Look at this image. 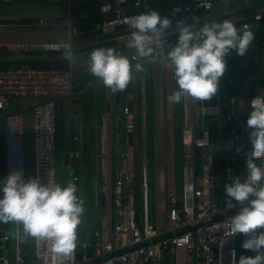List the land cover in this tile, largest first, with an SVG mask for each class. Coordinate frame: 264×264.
Wrapping results in <instances>:
<instances>
[{
    "label": "crops",
    "instance_id": "1",
    "mask_svg": "<svg viewBox=\"0 0 264 264\" xmlns=\"http://www.w3.org/2000/svg\"><path fill=\"white\" fill-rule=\"evenodd\" d=\"M113 0H0V27L26 26L44 27L45 31H0V66L14 67L25 62L57 61L65 57L72 75V97L56 98L54 102L56 171L62 179L61 185L69 181L77 185V194L83 198L84 214L77 227L79 241H90L92 232L99 227L108 236L114 220L112 205L113 175L118 168L122 147V101L123 94L131 91L134 96L132 110L136 117L137 128L134 135L137 154L144 152L152 173V201L156 215L151 222L158 227L164 225L168 209V198L181 193L178 187L175 169L182 163V131L185 128L199 130V124H205L210 131L209 151L219 160L225 154L236 153V146L246 143L248 130L245 124L251 111V99L264 96V82L251 84L250 76H240L236 67L238 60L245 58L246 64L264 66V20L260 26L248 31L254 32V40L245 55L240 56L233 50V78L225 79L234 84V80L246 81L245 92L228 96L235 98L233 111V141L223 117L227 109L223 107L225 97L221 96V86L211 98L203 99L201 104L190 96H185L179 103H172L168 96L177 87L173 69L163 58L155 61L142 60L144 72L133 71V79L122 91L116 92L106 87L97 77L89 72L85 59L90 53L72 54L75 49L107 42L104 47L122 48L127 37L131 39V30L116 28L103 31L100 28L102 16L98 6ZM154 10L166 16L167 0H153ZM131 0L125 5L127 9ZM264 9V0L222 1L209 11L201 12V21H223L229 19L237 26L252 14ZM89 15L87 22L81 15ZM40 20L46 26L39 25ZM242 33V32H241ZM126 40V41H125ZM59 43L69 45L68 50L58 53L30 52L15 53L7 45L15 43ZM260 43L261 49L256 45ZM134 53L136 50L132 47ZM135 64L137 60L132 61ZM262 74H260L261 76ZM254 76V75H253ZM242 78V79H241ZM227 98V97H226ZM44 102L43 98L18 97L8 102L0 110V178L4 177L3 159V119L6 115L21 113L23 118V142L26 149V177L33 176L32 158L34 152V128L37 122L35 108ZM203 109V112H202ZM74 122L77 124L74 129ZM225 131L221 133V129ZM74 134L77 140H74ZM137 163L140 166L139 156ZM98 165L100 185L99 203L94 202V188ZM177 166V167H176ZM56 173V178H57ZM159 213V214H158ZM11 229V233H9ZM21 236L22 225L20 224ZM8 234L13 238L14 228L11 222H0V236ZM22 246L31 255V237L21 239ZM27 248H29L27 250Z\"/></svg>",
    "mask_w": 264,
    "mask_h": 264
},
{
    "label": "built area",
    "instance_id": "2",
    "mask_svg": "<svg viewBox=\"0 0 264 264\" xmlns=\"http://www.w3.org/2000/svg\"><path fill=\"white\" fill-rule=\"evenodd\" d=\"M113 0L98 6L102 16L100 28L111 31L126 28L134 31L132 20L135 15L154 9L153 0ZM166 16L171 24L164 31L166 46L177 39L176 24L179 20L201 27V12L209 11L226 0H167ZM234 2L236 0H227ZM89 15H81L87 22ZM264 20V9L255 12L249 19L238 24L239 32L260 26ZM39 25L46 26L44 20ZM127 40V41H126ZM124 47L116 51L130 60H137L127 37ZM15 53L59 52L68 50L69 45L59 43H15L7 45ZM89 65L90 57L85 59ZM18 97L43 98L44 102L35 108L37 122L34 128V152L32 158L33 176L43 183H56V148L54 102L56 98L72 97V75L70 70L60 68L31 67L20 63L14 67L0 68V110L8 102ZM134 96L131 91L123 94L122 101V147L119 165L113 175L112 205L114 220L111 231L105 236L99 227L92 232L90 241H79L69 255H57L50 250L44 240L32 238L31 255H27L21 243L20 224L12 221L13 238L8 234L0 236V264H230V253L236 249L252 255L240 247L243 235L231 231V217L241 207L229 202L224 194L219 202L215 200L219 180L224 185L239 176L247 175V157L264 167V154L257 155L251 149L249 138L236 153L222 156V163L209 151L210 131L205 124L199 130L185 128L182 131L181 193L168 198L166 221L163 226H155L149 213V185L144 164L140 165V211L137 212L133 197L137 149L134 143L137 122L132 110ZM201 104L202 100H195ZM235 98H225L223 104L226 126L233 141V111ZM203 112V109H202ZM74 129L77 124L74 122ZM74 140L77 135L74 134ZM237 149V146H236ZM3 159L6 176L14 169L24 175L27 170L26 149L23 142V118L21 113L6 115L3 119ZM198 166V169L196 168ZM96 164L94 202L99 203L100 185Z\"/></svg>",
    "mask_w": 264,
    "mask_h": 264
},
{
    "label": "clouds",
    "instance_id": "3",
    "mask_svg": "<svg viewBox=\"0 0 264 264\" xmlns=\"http://www.w3.org/2000/svg\"><path fill=\"white\" fill-rule=\"evenodd\" d=\"M170 24L169 17L154 9L135 15V30L129 43L136 50L137 62L132 64L128 56L111 47H99L90 53L89 72L117 92L129 85L134 70H146L142 60L163 58L172 67L177 84L168 100L179 103L185 96L203 100L217 92L226 72V57L233 50L237 55H245L254 40L251 31L239 32L229 19L212 20L199 28L179 20L177 39L166 46L164 31ZM245 128L252 151L264 154V96L251 99ZM245 167L247 175L226 183L224 193L230 203L241 205L231 217V231L243 235L240 247L254 254L237 256L233 248L230 264H264V167L250 157ZM84 211L83 198L71 181L66 185L43 183L39 177H26L20 169L0 178V222L21 224V239L44 240L57 255H69L75 249L77 227Z\"/></svg>",
    "mask_w": 264,
    "mask_h": 264
},
{
    "label": "trees",
    "instance_id": "4",
    "mask_svg": "<svg viewBox=\"0 0 264 264\" xmlns=\"http://www.w3.org/2000/svg\"><path fill=\"white\" fill-rule=\"evenodd\" d=\"M252 33L254 34V32H252ZM262 37L264 40V36H262ZM256 46L259 49H261L260 43H257ZM231 55L232 54H229L226 57L227 68H226V72L222 76L221 82H220L221 96L225 97V98L228 96L234 95L236 93V86L234 87L233 83L230 84V82L225 79V75L226 76L228 75V77L233 78V58ZM25 63L31 67L60 68V69H67L68 68L67 67V61H66L65 57H63V58L61 57L57 61H46V62H35V63L27 61ZM0 68H7V67L0 66ZM224 131H225V129L222 128L221 133H223ZM137 157H138V155H137ZM137 159H136V170H135V177H134V184H133V191H134L133 197H134V201H135L136 210H137V212H139L140 211V199H141V187H140L141 182H140V166L137 163ZM221 159H222V157H219V163H222ZM196 168L198 169V166H196ZM148 185H149V181H148ZM224 194H225L224 193V183H223L222 179H220L218 189L216 190V194H215V200L220 202L223 199Z\"/></svg>",
    "mask_w": 264,
    "mask_h": 264
},
{
    "label": "rangeland",
    "instance_id": "5",
    "mask_svg": "<svg viewBox=\"0 0 264 264\" xmlns=\"http://www.w3.org/2000/svg\"><path fill=\"white\" fill-rule=\"evenodd\" d=\"M245 58L243 59H239L236 58V67H237V70H239V74L240 76H243L245 78H247V76H250V81L247 80V82L251 83L252 85L253 84H262L264 82V66L261 67V65H258V66H253V65H250V64H246V61L244 60ZM260 74H262L260 76ZM254 75V76H253ZM242 79V78H241ZM234 84L241 89L239 91V94H242L243 92H245V86L243 85H249L248 83H245L246 81H243V83H241L242 81L241 80H234ZM243 84V85H242ZM243 91V92H242ZM245 128V124H242ZM139 156V159L140 160V165L141 164H144L145 167H146V171H147V178H148V181H149V189H148V192H149V213H150V217L152 218V216H154V214L156 215V211L155 209L153 208V201H152V173H151V167H150V164L147 162V161H143L144 160V152L142 150V152L140 153V151H138V154ZM177 167V166H176ZM181 170H182V163H181V166L177 167L175 169V172H176V182L179 187L180 183H181ZM56 183H59V184H62V179L60 178L59 174L57 173V178H56ZM159 214V213H158ZM9 233H11V229H9ZM29 248H27L28 250Z\"/></svg>",
    "mask_w": 264,
    "mask_h": 264
},
{
    "label": "water",
    "instance_id": "6",
    "mask_svg": "<svg viewBox=\"0 0 264 264\" xmlns=\"http://www.w3.org/2000/svg\"><path fill=\"white\" fill-rule=\"evenodd\" d=\"M48 28L44 27H26V26H8V27H0V31H28V30H34V31H45ZM108 45L107 42H102V43H95V44H90L87 46H84L79 49H75L72 54H80V53H88L91 52L92 50L99 48V47H104ZM118 91L116 92V97H117Z\"/></svg>",
    "mask_w": 264,
    "mask_h": 264
}]
</instances>
